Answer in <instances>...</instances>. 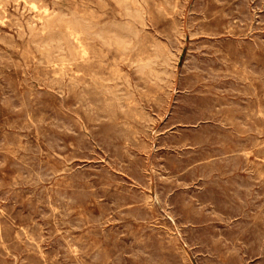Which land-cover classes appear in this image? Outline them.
Returning a JSON list of instances; mask_svg holds the SVG:
<instances>
[{
	"label": "rangeland",
	"instance_id": "374dc122",
	"mask_svg": "<svg viewBox=\"0 0 264 264\" xmlns=\"http://www.w3.org/2000/svg\"><path fill=\"white\" fill-rule=\"evenodd\" d=\"M15 1L0 0V264H264V0ZM71 21L86 28L83 55L65 26ZM107 28L110 36L97 32Z\"/></svg>",
	"mask_w": 264,
	"mask_h": 264
},
{
	"label": "bare ground",
	"instance_id": "6f19581e",
	"mask_svg": "<svg viewBox=\"0 0 264 264\" xmlns=\"http://www.w3.org/2000/svg\"><path fill=\"white\" fill-rule=\"evenodd\" d=\"M14 1H15V0H14ZM29 1L31 2V0H29ZM53 1H54V0H53ZM89 1H90V0H89ZM97 1H98V0H97ZM145 1H146V0H145ZM167 1H168V3L170 2L169 0H167ZM176 1H177V0H176ZM209 1H210V0H209ZM216 1H217V0H216ZM230 1H231V0H230ZM1 2H2V1H1ZM5 2H6V1H5ZM15 2H17V0H16ZM26 2H28V1H26ZM30 2H29V3H30ZM153 2H154V1H153ZM180 2H181V1H180ZM206 2H207V1H206ZM18 3H19V1H18ZM31 3H32V2H31ZM91 3H93V2L91 1ZM95 3H96V2H95ZM95 3H94V4H95ZM101 3H102V2H101ZM147 3H148V2H147ZM181 3H182V2H181ZM58 4H59V3H58ZM98 4H100V3H98ZM218 4H219V3H218ZM2 5H3V4H2ZM30 5H31V4H30ZM32 5H34V4H32ZM79 5H81V4H79ZM85 5H86V4H85ZM87 5H88V4H87ZM96 5H97V3H96ZM223 5H224V4H223ZM34 6L36 7V5H34ZM82 6H83V3H82ZM82 6H81V8L84 7V6H83V7H82ZM100 6H101V4H100ZM155 6H156V5H155ZM182 6H183V5H182ZM207 6H208V4H207ZM226 6H227V5H226ZM230 6H231V5H230ZM6 7H7V6H6ZM48 7H49V6H48ZM101 7H103L102 9L106 8V7H104V6H101ZM161 7H162V6H161ZM174 7H175V9H176V6H174ZM183 7H184V6H183ZM203 7H205V6H203ZM231 7H232V6H231ZM29 8H30V7H29ZM33 8H34V7H33ZM95 8H96V7H95ZM159 8H160V6H159ZM205 8H206V7H205ZM241 8H244V7H241ZM4 9H5V8H4ZM37 9H38V8H37ZM59 9H60V8H59ZM100 9H101V8H100ZM128 9H129V8H128ZM144 9H145V8H144ZM162 9H163V8H162ZM162 9H159L158 11H160V10H162ZM164 9H165V8H164ZM178 9H179V8H178ZM234 9H235V8H234ZM6 10H7V9H6ZM38 10H39V9H38ZM146 10H147V9H146ZM148 10H149V9H148ZM156 10H157V9H156ZM156 10H155V11H156ZM206 10H207V9H206ZM241 10H242V9H241ZM1 11H2V9H1ZM91 11H92V10H91ZM91 11L89 10L90 13H91ZM96 11H98V10H95V14H96ZM176 11H177V10H176ZM208 11H209V10H208ZM208 11H207V12H208ZM213 11H214V10H213ZM234 11H235V10H234ZM2 12H3V11H2ZM6 12H7V11H6ZM72 12H73V11H72ZM148 12H149V11H148ZM231 12H232V11H231ZM7 13H8V12H7ZM9 13H10V11H9ZM92 13H94V11H93ZM92 13H91V14H88V16H90V15H91V16H94V15H92ZM99 13H100V12H99ZM101 13H102V12H101ZM101 13L99 14L100 16H101ZM162 13H163V14H164V13L166 14V11H165V12H162ZM162 13H160V14H162ZM200 13H201V12H200ZM212 13H213V12H212ZM0 14H4V12H3V13H0ZM97 14H98V13H97ZM97 14H96V15H97ZM144 14H145V13H144ZM197 14H198V13H197ZM12 15H13V14H12ZM32 15H33V14H32ZM32 15H31V16H32ZM103 15H104V14H103ZM193 15H194V13H193ZM0 16L2 17V15H0ZM33 16H34V15H33ZM46 16H50V14H47ZM148 16H149V15H148ZM179 16H180V15H179ZM3 17H4V15H3ZM5 17H6V16H5ZM35 17H36V16H35ZM37 17H38V16H37ZM226 17H227V16H226ZM32 18H33V17H32ZM57 18H58V19H57L56 21H52V22H50V23H47L46 26L49 27V29H53V28H55V24H56V22L59 21V20H61L59 17H57ZM130 18H131V17H130ZM160 18H161V17H160ZM219 18H220V17H219ZM229 18H230V17H229ZM151 19H152V18H151ZM174 19H175V18H174ZM10 20H12V19H10ZM78 20H79V18H78ZM128 20H129V19H128ZM149 20H150V19H149ZM154 20H155V19H154ZM154 20H152V21H154ZM156 20H157V19H156ZM87 21H88V20H87ZM158 21H159V20H158ZM203 21H204V20H203ZM203 21H201V22H203ZM2 22H3V21H2ZM12 22H13V21H12ZM79 22H80V21H79ZM150 22H151V21H150ZM154 22H155V21H154ZM181 22H182V21H181ZM96 23H97V22H96ZM104 23H105V22H104ZM176 23H177V22H176ZM6 24H7V23H6ZM171 24H173V23H171ZM187 24H188V23H187ZM9 25H10V24H9ZM82 25H83V26H82ZM82 25L78 24V22H77V23L72 22V21H71V22H65V26H66V28H67V31L69 32V35L73 36V39H74L76 42H78V44H79V49H80V51H79V49H78V51L81 52V54L83 55V54L86 53V47H85V45L83 44V42L81 41L82 37H80L79 34H80L81 32H83L86 28L84 27V24H82ZM85 25H86V24H85ZM94 25H95V24H94ZM97 25H98V24H97ZM99 25H100V23H99ZM146 25H147V24H146ZM167 25H168V24H167ZM87 26H88V25H87ZM91 26H92V25H91ZM125 26H126V25H125ZM128 26H129V25H128ZM170 26H171V25H170ZM177 26H178V25H177ZM227 26H228V25H227ZM94 27H95V26H94ZM136 27H137V25H136ZM153 27H154V26H153ZM202 27H203V26H202ZM23 28H24V27H23ZM168 28H169V27H168ZM228 28H229V26H228ZM233 28H235V27H233ZM236 28H237V27H236ZM96 29H97V28H96ZM129 29H130V28H129ZM158 29H159V28H158ZM160 29H161V28H160ZM189 29H190V28H189ZM211 29H213V28H211ZM225 29H226V28H225ZM2 30H3V29H2ZM97 30H98V29H97ZM165 30H166V29H165ZM165 30H164V31H165ZM167 30H168V29H167ZM169 30H171V29H169ZM175 30H176V29H175ZM178 30H179V29H178ZM201 30H202V29H201ZM203 30H204V29H203ZM208 30H209V29H208ZM90 31H91V30H90ZM90 31H89V32H90ZM94 31H95V30H94ZM112 31H113L112 29H108V28H107V29H105L104 31H100V32L97 31V32H98L99 34H101V35H109V34L112 33ZM18 32H19V31H18ZM50 32H51V31H50ZM139 32H140V30H139ZM153 32H154V31H153ZM223 32H224V31H223ZM11 33H12V32H11ZM44 33H45V31H44ZM87 33H88V32H87ZM87 33H86V34H87ZM94 33H96V32H94ZM225 33H226V32H225ZM244 33H245V32H244ZM88 34H89V33H88ZM92 34H93V33H92ZM148 34H149V33H148ZM150 34H152V33H150ZM158 34H159V33H158ZM222 34H223V33H222ZM90 35H91V34H90ZM101 35H99V36L101 37ZM181 35H182V34H181ZM203 35H204V34H203ZM220 35H221V34H220ZM241 35H243V34H241ZM248 35H249V34H248ZM21 36H22V35H21ZM109 36H110V35H109ZM109 36H108V37H109ZM158 36H159V35H158ZM170 36H171V35H170ZM182 36H183V35H182ZM195 36H196V35H195ZM1 37H2V36H1ZM6 37H7V36H6ZM114 37H115V41H117L118 45H122V44L125 43L123 34L121 35V34H118V33H114ZM152 37H153V36H152ZM191 37H192V36H191ZM241 37H242V36H241ZM252 37H253V36H252ZM261 37H262V36H261ZM14 38H15V37H14ZM50 38H51V37H50ZM230 38H231V37H230ZM243 38H244V37H243ZM0 39H1V38H0ZM5 39H6V38H5ZM11 39H12V38H11ZM149 39H150V37H149ZM172 39H173V37H172ZM208 39H209V38H208ZM214 39H215V38H214ZM220 39H221V37H220ZM226 39H227V38H226ZM226 39H225V40H226ZM231 39H232V38H231ZM3 40H4V39H3ZM3 40H2V41H3ZM12 40H13V39H12ZM89 40H90V38H89ZM161 40H162V39H161ZM201 40H202V39H201ZM221 40H222V39H221ZM225 40H224V41H225ZM232 40H233V39H232ZM235 40H236V39H235ZM263 40H264V39H263ZM7 41H8V40H7ZM58 41H59V40H58ZM157 41L159 42V40H157ZM207 41H208V40H207ZM212 41H213V40H212ZM233 41H234V40H233ZM9 42H10V39H9ZM11 42H12V41H11ZM14 42H15V41H14ZM59 42H60V41H59ZM76 42H75V43H76ZM162 42H163V41H162ZM205 42H206V41H205ZM235 42H236V41H235ZM49 43H50V42H49ZM163 43H164V42H163ZM208 43H210V42H208ZM222 43H223V42H222ZM257 43H258V42H257ZM259 43H260V42H259ZM14 44H15V43H14ZM46 44H47V43H46ZM136 44H137V43H136ZM230 44H231V43H230ZM245 44H246V43H245ZM6 45H7V44H6ZM52 45H53V44H52ZM86 45H87V43H86ZM92 45H93V44H91L90 46H92ZM144 45H145V44H144ZM158 45H159V44H158ZM163 45H165V44H163ZM179 45H180V44H179ZM239 45H240V44H239ZM243 45H244V44H243ZM250 45H251V44H250ZM260 45H261V44H260ZM14 46H15V45H14ZM73 46H74V45H73ZM161 46H162V45H161ZM219 46H220V45H219ZM228 46H229V44H228ZM8 47H9V45H8ZM17 47H18V46H17ZM49 47H50V46H49ZM51 47H52V46H51ZM74 47H76V46H74ZM74 47H73V48H74ZM157 47H158V46H157ZM178 47H179V46H178ZM232 47H233V46H232ZM232 47H231V48H232ZM77 48H78V47H77ZM152 48H153V47H152ZM216 48H218V47H216ZM252 48H253V46H252ZM62 49H63V48H62ZM62 49H61V50H62ZM150 49H151V48H150ZM250 49H251V48H250ZM179 50H180V49H179ZM235 50H236V49H235ZM238 50H239V49H238ZM65 51H66V50H65ZM78 51H77V52H78ZM88 51H89V50H87V53H88ZM94 51H95V50H94ZM156 51H157V50H156ZM56 52H57V51H56ZM60 52H61V51H60ZM79 52H78V53H79ZM101 52H102V51H101ZM234 52H235V51H234ZM234 52H232V53H234ZM247 53H248V52H247ZM2 54H3V53H2ZM4 54H6V53H4ZM62 54H63V53H62ZM65 54H66V53H65ZM91 54H93V52H92ZM174 54H175V53H174ZM220 54H221V53H220ZM238 54H239V53H238ZM44 55H45V54H44ZM51 55L53 56V53H52ZM98 55H99V54H98ZM153 55H154V54H153ZM175 55H176V54H175ZM212 55H213V54H212ZM234 55H235V54H234ZM1 56H3V55H1ZM52 56H51V57H52ZM59 56H60V55H59ZM66 56H69V54H68V55L66 54ZM92 56H93V55H92ZM99 56H100V55H99ZM134 56H135V55H134ZM156 56H157V55H156ZM198 56H199V55H198ZM221 56H223V55H221ZM249 56H250V55H249ZM254 56H255V55H254ZM54 57H55V56H53V58H54ZM56 57H57V56H56ZM76 57H78V56H76ZM87 57H88V56H87ZM100 57H101V56H100ZM159 57H160V55L158 56V58H159ZM200 57H201V56H200ZM219 57H220V55H219ZM239 57H240V56H239ZM3 58H4V57H3ZM7 58H8V56H7ZM40 58H41V57H40ZM40 58H39V59H40ZM43 58H44V57H43ZM43 58H42V59H43ZM53 58H50L49 60H51V59L53 60ZM57 58H58V57H57ZM88 58H89V57H88ZM98 58H99V57H98ZM135 58H137V57H135ZM143 58H144V57H143ZM5 59H6V58H5ZM13 59H14V58H13ZM13 59H12V60H13ZM55 59H56V58H55ZM55 59H54V60H55ZM92 59H93V58H92ZM92 59H91V60H92ZM94 59H96V58H94ZM163 59H165V58H163ZM230 59H231V58H230ZM34 60H35V59H34ZM40 60H41V59H40ZM91 60H90V61H91ZM256 60H257V59H256ZM9 61H10V60H9ZM73 61H75V60H73ZM88 61H89V60H88ZM125 61H126V60H125ZM149 61H151V60L149 59ZM244 61H245V60H244ZM251 61H252V60H251ZM35 62H36V61H35ZM35 62H34V63H35ZM37 62H38V60H37ZM46 62H47V61H46ZM85 62H87V61H85ZM96 62H97V60H96ZM101 62H102V61H101ZM108 62H109V61H108ZM226 62H227V61H226ZM237 62H238V61H237ZM252 62H253V61H252ZM13 63H14V62H13ZM65 63H66V62H65ZM141 63H142V62H141ZM231 63H232V62H231ZM241 63H242V62H241ZM249 63H250V62H249ZM255 63H256V62H255ZM59 64H60V63H59ZM71 64H72V63H71ZM105 64H106V63H105ZM143 64H144V63H143ZM146 64H147V63H146ZM216 64H218V63H216ZM216 64H214V65H216ZM244 64H245V63H244ZM252 64H253V63H252ZM2 65H3V64H2ZM35 65H36V64H35ZM55 65H56V64H55ZM60 65H61V64H60ZM65 65H66V67H71L70 64H69V66H67L68 64H65ZM82 65H84V64H82ZM127 65H128V64H127ZM152 65H153V64H152ZM160 65H161V64H160ZM218 65H219V64H218ZM229 65H230V64H229ZM248 65H249V64H248ZM261 65H263V64H261ZM58 66H59V65H58ZM63 66H64V65H63ZM116 66H117V65H116ZM128 66H129V65H128ZM7 67H8V66H7ZM37 67H38V65H37ZM39 67H40V66H39ZM52 67H53V66H52ZM217 67H218V66H217ZM231 67H232V66H231ZM233 67H234V66H233ZM233 67H232V68H233ZM239 67H240V66H239ZM252 67H253V66H252ZM53 68H55V67H53ZM56 68H57V66H56ZM79 68H80V67H79ZM96 68H97V67H96ZM96 68H95V69H96ZM214 68H215V67H214ZM222 68H223V67H222ZM262 68H263V66H262ZM91 69H92V68H91ZM113 69H114V68H113ZM153 69H154V68H153ZM185 69H186V68H185ZM259 69H260V68H259ZM23 70H24V69H23ZM48 70H49V69H48ZM64 70H66V69L64 68ZM67 70H68V69H67ZM120 70H121V69H120ZM135 70H136V69H135ZM140 70H141V69H140ZM182 70H183V69H182ZM182 70H181V71H182ZM257 70H258V69H257ZM54 71H56V70L53 69V72H54ZM71 71H72V70H71ZM77 71H79V70H77ZM93 71H94V69H93ZM116 71H117V70H116ZM183 71H185V70H183ZM242 71H243V70H242ZM242 71H241V72H242ZM66 72H67V71H66ZM72 72H73V71H72ZM79 72H80V71H79ZM130 72H131V71H130ZM156 72H158V71L156 70ZM195 72H196V71H195ZM195 72H194V73H195ZM241 72H240V73H241ZM247 72H249V70H248ZM1 73H2V72H1ZM59 73H60V72H59ZM63 73H64V72H63ZM67 73H68V72H67ZM88 73H89V72H88ZM100 73H103V72H100ZM137 73H138V72H137ZM142 73H143V70H142ZM29 74H30V73H29ZM72 74H73V73H72ZM75 74H76V72H75ZM79 74H80V73H79ZM94 74H95V73H94ZM94 74H92L91 77H93ZM109 74H110V73H109ZM125 74H127V73H125ZM125 74H122V75H125ZM186 74H187V73H186ZM190 74H192V72H191ZM195 74H196V73H195ZM246 74H247V73H246ZM25 75H26V73H25ZM60 75H61V73H60ZM67 75H68V74H67ZM80 75H81V74H80ZM84 75H85V74H84ZM89 75H90V74H89ZM89 75H87V76H89ZM95 75H96V74H95ZM98 75L101 76L102 74H98ZM128 75H129V73H128ZM187 75H188V74H187ZM253 75H254V74H253ZM75 76H76V75H75ZM109 76H111V74H110ZM113 76H114V75H113ZM118 76H119V75H118ZM182 76H184V75H182ZM247 76H248V75H247ZM62 77H63V76H62ZM78 77H79V75H78ZM89 77H90V76H89ZM111 77H112V76H111ZM132 77H134V76L132 75ZM148 77H149V76H147L146 78H148ZM206 77H207V76H206ZM25 78H26V76H25ZM48 78H49V77H48ZM54 78H55V77H54ZM73 78H74V77H73ZM102 78H103V75H102ZM115 78H117V75L115 76ZM137 78H138V77H137ZM144 78H145V77H144ZM161 78H162V77H161ZM169 78H170V77H169ZM194 78H195V77H194ZM250 78H251V77H250ZM250 78H249V79H250ZM258 78H259V77H258ZM4 79H5V78H4ZM62 79H63V78H62ZM64 79H65V78H64ZM77 79H78V78H77ZM104 79H105V76H104ZM109 79H110V78H109ZM124 79H125V78H124ZM182 79H183V78H182ZM253 79H254V78H253ZM8 80H9V79H7V81H8ZM37 80H38V79H37ZM48 80H49V79H48ZM69 80H70V81H68V82H71L72 79L70 78ZM78 80H79V79H78ZM80 80H82V79H80ZM88 80H89V79H88ZM94 80H95V79H94ZM94 80H93V81H94ZM126 80H127V78H126ZM131 80H132V79H131ZM143 80H144V79H143ZM250 80H251V79H250ZM260 80H261V79H260ZM72 81H73V80H72ZM74 81H76V78L74 79ZM83 81H84V80H83ZM85 81H86V80H85ZM95 81H96V80H95ZM98 81H99V80H98ZM157 81H158V80H157ZM157 81H156V83H157ZM181 81H182V80H181ZM181 81H180V82H181ZM184 81H185V80H184ZM234 81H235V80H234ZM246 81H247V80H246ZM246 81H245V82H246ZM248 81H249V80H248ZM32 82H33V81H32ZM44 82H45V81H44ZM49 82H50V81H49ZM53 82H54V81H53ZM59 82H60V81H59ZM59 82H58V83H59ZM62 82H63V81H62ZM62 82H60V84H61ZM127 82H128V81H127ZM129 82H130V81H129ZM141 82H142V81H141ZM241 82H242V81H241ZM254 82H255V81H254ZM256 82H257V81H256ZM10 83H11V82H10ZM26 83H27V82H26ZM30 83H31V82H30ZM30 83H29V84H30ZM33 83H34V82H33ZM76 83H77V85H79V82H76ZM81 83H82V82H81ZM85 83H86V82H85ZM87 83H89V82H87ZM92 83H93V82H92ZM100 83H101V81H100ZM116 83L118 84L119 82H116ZM116 83H115V84H116ZM121 83H123V82H121ZM171 83H172V82H171ZM250 83H251V82H250ZM259 83H260V82H259ZM44 84H45V83H44ZM50 84H51V83H50ZM93 84H94V83H93ZM101 84L104 85L103 83H101ZM101 84H100V85H101ZM117 84H116V85H117ZM136 84H137V83H136ZM148 84H149V82H148ZM166 84H167V83H166ZM166 84H165V85H166ZM179 84H180V83H179ZM181 84H182V83H181ZM245 84H246V83H245ZM251 84H252V83H251ZM33 85H34V84H33ZM45 85H46V84H45ZM45 85H43V86H45ZM52 85H53V83H52ZM58 85H59V84H58ZM84 85H85V84H84ZM86 85H87V84H86ZM91 85H92V84H91ZM118 85H119V84H118ZM120 85H121V84H120ZM120 85H119V86H120ZM122 85H123V84H122ZM122 85H121V86H122ZM130 85H131V84H130ZM130 85H129V86H130ZM137 85H138V84H137ZM184 85H185V84H184ZM184 85H183V86H184ZM186 85H187V84H186ZM27 86H28V85H27ZM50 86H51V85H50ZM65 86H66V85H65ZM70 86H71V85H70ZM82 86H83V85H82ZM98 86H99V85H98ZM121 86H120V87H121ZM161 86H163V85H161ZM166 86H168V85H166ZM183 86H182V87H183ZM196 86H197V85H196ZM196 86H195V87H196ZM248 86H249V84H248ZM30 87H31V86H30ZM48 87H49V86H48ZM54 87H55V86H54ZM60 87H62V86H60ZM72 87H73V86H72ZM90 87H91V86H90ZM99 87H100V86H99ZM102 87H103V86H102ZM102 87H100V88H102ZM104 87H106V86H104ZM107 87H108V86H107ZM107 87H106V89H107ZM114 87H115V85H114ZM120 87H119V88H120ZM126 87H127V86H126ZM143 87H144V86H143ZM182 87H181V88H182ZM186 87H187V86H186ZM190 87H191V86H190ZM35 88H36V87H35ZM38 88H39V87H38ZM67 88H68V87H67ZM91 88H92V87H91ZM96 88H97V87H96ZM121 88H124V86L121 87ZM159 88H160V87H159ZM164 88H165V87H164ZM181 88H180V89H181ZM243 88H244V87H243ZM243 88H242V89H243ZM36 89H37V88H36ZM58 89H59V88H58ZM81 89H82V88H81ZM89 89H90V88H89ZM106 89L104 88L105 91H106ZM114 89H115V88H114ZM114 89H113V90H114ZM140 89H141V87H140ZM240 89H241V88H240ZM3 90H4V89H3ZM94 90H95V89H94ZM136 90H137V89H136ZM138 90H139V89H138ZM150 90H151V89H150ZM182 90H183V89H182ZM192 90H193V89H192ZM195 90H196V89H195ZM15 91H17V90H15ZM15 91H14V92H15ZM33 91H34V90H33ZM43 91H44V90H43ZM108 91H109V90H108ZM114 91H115V90H114ZM119 91H120V90H119ZM128 91H129V90H128ZM139 91H140V90H139ZM142 91H143V90H142ZM148 91H149V90H148ZM148 91H146V93H147ZM168 91H169V90H168ZM8 92H9V91H8ZM28 92H29V91H28ZM57 92H58V91H57ZM70 92H71V91H70ZM77 92H78V91H77ZM93 92H94V91H93ZM112 92H113V91H112ZM122 92H123V91H122ZM160 92H161V91H160ZM163 92H164V91H163ZM170 92H171V91H170ZM211 92H212V91H211ZM213 92H214V91H213ZM9 93H10V92H9ZM9 93H8V94H9ZM75 93H76V92H75ZM109 93L111 94V91H109ZM117 93H118V92H117ZM123 93H125V92H123ZM126 93H127V91H126ZM128 93H129V92H128ZM154 93H156V92H154ZM51 94H52V93H51ZM53 94H54V93H53ZM68 94H69V91H68ZM112 94H113V93H112ZM141 94H144V93L141 92ZM141 94H139V95H141ZM188 94H189V93H188ZM191 94H192V93H191ZM10 95H11V94H10ZM59 95H60V94H59ZM80 95H82V94L80 93ZM80 95H79V96H80ZM83 95H84V94H83ZM107 95H108V94H107ZM107 95H106V96H107ZM114 95H115V94H114ZM118 95H119V94H118ZM122 95H125V94H122ZM122 95H121V96H122ZM156 95H157V94H156ZM192 95H193V94H192ZM211 95H212V94H211ZM211 95H210V96H211ZM20 96H21V95H20ZM23 96H24V95H23ZM44 96H45V94H44ZM57 96H58V94H57ZM67 96H68V95H67ZM74 96H76V95H74ZM99 96H100V94H99ZM149 96H150V95H149ZM189 96H190V95H189ZM193 96H194V95H193ZM208 96H209V95H208ZM208 96H206V98H207ZM6 97H7V96H6ZM37 97H38V96H37ZM68 97H69V96H68ZM93 97H96V96H93ZM107 97L109 98V95H108ZM107 97H106V100L108 99ZM122 97H123V96H122ZM122 97H121V98H122ZM153 97H154V96H152V98H153ZM4 98H5V97H4ZM41 98H42V97H41ZM125 98H126V97H125ZM125 98L123 97L122 100H124ZM135 98H136V97H135ZM138 98H139V97H138ZM156 98H159V96L156 97ZM196 98H197V97H196ZM204 98H205V97H204ZM204 98H203V99H204ZM237 98H238V97H237ZM13 99H14V98H13ZM13 99H12V100H13ZM30 99H32V98H30ZM58 99H59V98H58ZM77 99H78V98H77ZM93 99H94V98H93ZM104 99H105V98H103V100H104ZM119 99H120V97H119ZM129 99H130V98H129ZM129 99L127 98V100H129ZM143 99H146V98H143ZM180 99H181V98H180ZM244 99H245V98H244ZM6 100H7V99H6ZM36 100H37V99H36ZM45 100H46V98H45ZM60 100H61V99H60ZM78 100H79V99H78ZM83 100H85V99H83ZM106 100H105V101H106ZM205 100H206V99H205ZM205 100H204V101H205ZM207 100H208V98H207ZM252 100H253V99H252ZM15 101H16V99H15ZM37 101H38V100H37ZM39 101H40V100H39ZM57 101H58V100H57ZM75 101H76V100H75ZM111 101H112V100H111ZM139 101H140V100H139ZM141 101H142V98H141ZM144 101H146V100H144ZM144 101H143V102H144ZM151 101H152V100H151ZM204 101H203V103H204ZM238 101H239V100H238ZM254 101H255V100H254ZM25 102H26V101H25ZM48 102H49V101H48ZM64 102H65V101H64ZM79 102H80V101H79ZM113 102H114V101H113ZM119 102H120V101H119ZM123 102H124V101H123ZM129 102H130V101H129ZM134 102H135V101H134ZM147 102H148V101H147ZM212 102H213V101H212ZM1 103H2V102H1ZM16 103H17V101H16ZM49 103H50V102H49ZM65 103H66V102H65ZM84 103H85V102H84ZM106 103L109 104V103H108V100H107ZM130 103H131V102H130ZM150 103H151V102H150ZM152 103H154V102H152ZM152 103H151V104H152ZM167 103H168V102H167ZM240 103H242V102L240 101ZM251 103H252V102H251ZM256 103H257V102H256ZM20 104H21V103H20ZM29 104H30V103H29ZM50 104H52V103H50ZM71 104H72V103H71ZM104 104H105V103H104ZM110 104H111V103H110ZM113 104H115V102H114ZM131 104L133 105V103H131ZM144 104H145V103H144ZM154 104H155V103H154ZM158 104H159V103H158ZM243 104H244V103H243ZM8 105H9V104H8ZM47 105H48V104H47ZM47 105H46V106H47ZM66 105H67V104H66ZM69 105H70V104H69ZM89 105H90V104H89ZM115 105H116V104H115ZM119 105H120V104H119ZM119 105H118V106H119ZM123 105H125V102H124ZM132 105H131V106H132ZM145 105H146V104H145ZM155 105H156V104H155ZM179 105H180V102H179ZM259 105H260V104H259ZM52 106H53V104H52ZM67 106H68V105H67ZM81 106H82V105H81ZM101 106H102V104H101ZM111 106H113V105H111ZM125 106H126V105H125ZM146 106H147V105H146ZM148 106H149V105H148ZM160 106H161V105H160ZM217 106H218V105H217ZM8 107H11V106H8ZM23 107H24V106H23ZM36 107H37V105H36ZM53 107H54V106H53ZM82 107H83V106H82ZM92 107H93V106H92ZM102 107H103V106H102ZM119 107H120V106H119ZM142 107H143V106H142ZM163 107H164V106H163ZM40 108H41V107H40ZM46 108H47V107H46ZM50 108H51V107H50ZM77 108H78V106H77ZM77 108H76V109H77ZM93 108H94V107H93ZM113 108H114V106H113ZM140 108H141V107H140ZM152 108H153V107H152ZM24 109H25V108H24ZM57 109H58V108H57ZM80 109H82V108L80 107ZM109 109H110V108H109ZM114 109H115V108H114ZM119 109H122V107L119 108ZM123 109H124V108H123ZM149 109H150V108H149ZM153 109H155V108H153ZM171 109H172V108H171ZM186 109H187V108H186ZM9 110H10V109H9ZM29 110H30V109H29ZM33 110H34V109H33ZM35 110H36V109H35ZM53 110H54V109H53ZM60 110H61V109H60ZM72 110H73V109H72ZM145 110H147V109H145ZM177 110H178V109H177ZM15 111H16V110H15ZM44 111H45V110H44ZM58 111H59V110H58ZM77 111H78V110H77ZM79 111H80V110H79ZM97 111H98V110H97ZM117 111H118V110H117ZM120 111H121V110H120ZM125 111H126V110H125ZM130 111H131V110H130ZM134 111H135V109H134ZM134 111H133V112H134ZM187 111H188V110H187ZM13 112H14V111H13ZM24 112H25V111H24ZM24 112H23V113H24ZM46 112H47V111H46ZM51 112H52V110H51ZM65 112H66V111H65ZM118 112H119V111H118ZM118 112H117V113H118ZM122 112H123V111H121L120 114H121ZM128 112H129V111H128ZM149 112H150V110H149ZM185 112H186V111H185ZM56 113H57V112H56ZM60 113H62V112H60ZM69 113H70V112H69ZM73 113H74V112H73ZM99 113H100V111H99ZM105 113H106V112H105ZM112 113H114V112H112ZM115 113H116V112H115ZM126 113H127V112H126ZM31 114H32V113H31ZM42 114H43V113H42ZM42 114H41V115H42ZM48 114H49V113H48ZM54 114H55V113H54ZM54 114H53V115H54ZM65 114H66V113H65ZM100 114H101V113H100ZM106 114H107V113H106ZM123 114H124V113H123ZM140 114H141V113H140ZM150 114H152V113H150ZM60 115H61V114H60ZM69 115H70V114H69ZM69 115H68V116H69ZM75 115H76V114H75ZM87 115H88V114H87ZM103 115H104V113H103ZM107 115H108V114H107ZM117 115H119V114H117ZM121 115H122V114H121ZM131 115H133V114H131ZM137 115L139 116V113H137ZM21 116H22V115H21ZM32 116H33V115H32ZM32 116H31V118H32ZM47 116H48V115H46V118H47ZM55 116H56V115H55ZM70 116H71V115H70ZM70 116H69V117H70ZM105 116H106V115H105ZM111 116H112V115H111ZM111 116H110V117H111ZM114 116H115V115H114ZM125 116H126V115H125ZM138 116H137V117H138ZM59 117H60V116H59ZM74 117H75V116H74ZM90 117L92 118V116H90ZM112 117H113V116H112ZM115 117H117V116H115ZM121 117H122V116H121ZM129 117H131V116L129 115ZM132 117L134 118L135 116H132ZM139 117H140V116H139ZM77 118H79V117H77ZM93 118H94V116H93ZM95 118H96V117H95ZM98 118H99V117H98ZM113 118H114V117H113ZM135 118H136V117H135ZM135 118H134V119H135ZM243 118H244V117H243ZM43 119H44V118H43ZM73 119H75V118H73ZM96 119H97V118H96ZM124 119H125V118H124ZM131 119H132V118H131ZM134 119H133V120H134ZM136 119H137V118H136ZM261 119H262V118H261ZM24 120H25V119H24ZM41 120H42V119H41ZM110 120H111V119H110ZM110 120H109V121H110ZM251 120H252V119H251ZM25 121H26V120H25ZM51 121H52V120H51ZM104 121H105V120H104ZM104 121H103V122H104ZM111 121H112V120H111ZM126 121H127V120H126ZM137 121H138V120H137ZM255 121H258V120H255ZM259 121H260V120H259ZM5 122H6V121H5ZM10 122H11V121H10ZM48 122H49V121H48ZM48 122H47V123H48ZM54 122H55V121H54ZM70 122H71V121H70ZM72 122H73V121H72ZM90 122H91V121H90ZM90 122H89V123H90ZM99 122H100V121H99ZM139 122H140V121H139ZM248 122H249V120H248ZM248 122H247V123H248ZM36 123H37V122H36ZM73 123H76V122H73ZM85 123H86V122H85ZM97 123H98V122H97ZM116 123H117V122H116ZM148 123H150V122H148ZM250 123H251V122H250ZM255 123L257 124V122H255ZM13 124H14V123H13ZM17 124H18V123H17ZM39 124H40V123H39ZM43 124H44V123H43ZM99 124H100V123H99ZM114 124H115V123H114ZM117 124H118V126H119L120 123H117ZM121 124H122V123H121ZM142 124H143V123H142ZM236 124H237V123H236ZM7 125H8V124H7ZM47 125L49 126V124H47ZM61 125H62V124H61ZM72 125H73V124H72ZM76 125H77V124H76ZM96 125H97V124H96ZM131 125H132V124H131ZM74 126H75V124H74ZM86 126H87V125H86ZM104 126H105V125H104ZM104 126H103V127H104ZM108 126H109V125H108ZM202 126H203V125H202ZM261 126H262V125H261ZM39 127H40V126H39ZM88 127H89V126H88ZM101 127H102V126H101ZM109 127H110V126H109ZM127 127H128V126H127ZM139 127H140V126H139ZM178 127H179V126H178ZM253 127H254V126H253ZM16 128H17V127H16ZM50 128H51V127H50ZM78 128L80 129V126H79ZM83 128H84V127H83ZM96 128H97V127H96ZM104 128H105V127H104ZM110 128H111V127H110ZM122 128H123V126H122ZM17 129H18V128H17ZM40 129H42V128H40ZM40 129H39V130H40ZM53 129H54V128H53ZM119 129H120V127H119ZM127 129H128V128H127ZM211 129H212V128H211ZM244 129H245V128H244ZM43 130H44V129H43ZM74 130H75V129H74ZM89 130H90V129H89ZM103 130H104V129H103ZM115 130H116V129H115ZM171 130H172V129H171ZM223 130H224V129H223ZM41 131H42V130H41ZM79 131H80V130H79ZM83 131H84V130H83ZM130 131H131V130H130ZM130 131H129V132H130ZM136 131H137V130H136ZM136 131H135V132H136ZM147 131H148V130H147ZM219 131H220V130H219ZM231 131H232V130H231ZM242 131H243V130H242ZM8 132H10V131H8ZM54 132H55V130H54ZM57 132H58V131H57ZM105 132H106V131H105ZM107 132H108V130H107ZM174 132H175V131H174ZM176 132H177V131H176ZM186 132H187V131H186ZM188 132L191 133L189 130H188ZM227 132H228V131H227ZM5 133H6V132H5ZM41 133H42V132H41ZM45 133H46V132H45ZM50 133H51V132H50ZM71 133H72V132H71ZM171 133H172V132H171ZM223 133H224V132H223ZM242 133H243V132H242ZM2 134H4V133H2ZM23 134H24V133H23ZM62 134H63V133H62ZM67 134H68V133H67ZM86 134H87V133H86ZM97 134H98V133H97ZM111 134H112V133H111ZM137 134H138V133H137ZM174 134H175V133H174ZM191 134H193V133H191ZM226 134H227V133H226ZM228 134H229V133H228ZM249 134H250V133H249ZM255 134H256V133H255ZM4 135H5V134H4ZM54 135H56V134H54ZM74 135H75V134H74ZM92 135H93V134H92ZM99 135H100V134H99ZM103 135H106V134L103 133ZM118 135H119V134H118ZM141 135H142V134H141ZM175 135H176V134H175ZM234 135H235V134H234ZM262 135H263V134H262ZM94 136H95V135H94ZM3 137H4V136H3ZM61 137H62V136H61ZM84 137H85V136H84ZM102 137H103V136H102ZM104 137H105V136H104ZM108 137H109V136H108ZM163 137H164V136H163ZM163 137H161V138H163ZM166 137H167V136H166ZM172 137H173V135H172ZM233 137H234V136H233ZM245 137H246V136H245ZM247 137H248V136H247ZM85 138H86V137H85ZM114 138H115V137H114ZM132 138H133V137H132ZM220 138H221V137H220ZM258 138H259V137H258ZM261 138H262V137H261ZM0 139H2V137H0ZM9 139H10V138H9ZM28 139H29V138H28ZM95 139H96V138H95ZM97 139H98V138H97ZM103 139H104V138H103ZM234 139H235V138H234ZM245 139H247V138H245ZM71 140H72V139H71ZM99 140H100V139H99ZM117 140H118V139H117ZM145 140H146V139H145ZM248 140H249V139H248ZM21 141H22V140H21ZM82 141H83V140H82ZM119 141H120V139H119ZM128 141H129V140H128ZM169 141H170V140H169ZM28 142H30V141H28ZM31 142H32V141H31ZM59 142H60V141H59ZM69 142H71V141H69ZM115 142H116V141H115ZM231 142H232V141H231ZM92 143H93V142H92ZM102 143H103V142H102ZM168 143H169V142H168ZM247 143H248V142H247ZM247 143H246V144H247ZM4 144H5V142H4ZM74 144H75V143H74ZM88 144H89V143H88ZM99 144H100V143H99ZM118 144H119V143H118ZM122 144H123V143H122ZM129 144H130V143H129ZM173 144H174V143H173ZM251 144H252V143H251ZM258 144H259V143H258ZM1 145H2V144H1ZM38 145H39V144H38ZM65 145H66V143H65ZM79 145H80V144H79ZM82 145H83V143H82ZM119 145H120V144H119ZM204 145H205V144H204ZM220 145H221V144H220ZM225 145H226V144H225ZM20 146H21V145H20ZM25 146H26V145H25ZM29 146H30V145H29ZM90 146H91V144H90ZM112 146H113V145H112ZM112 146H111V147H112ZM233 146H234V144H233ZM254 146H255V145H254ZM263 146H264V145H263ZM23 147H24V146H23ZM66 147H67V146H66ZM75 147H76V146H75ZM92 147H93V146H92ZM105 147H106V146H105ZM194 147H195V146H194ZM219 147H220V146H219ZM231 147H232V144H231ZM260 147H261V146H260ZM28 148H29V147H28ZM94 148H95V147H94ZM100 148H102V147H100ZM187 148H188V147H187ZM247 148H248V147H247ZM247 148H246V150H247ZM252 148H253V146H252ZM261 148H262V147H261ZM2 149H3V148H2ZM74 149H75V148H74ZM79 149H80V148H79ZM110 149H111V148H110ZM122 149H123V148H122ZM140 149H141V148H140ZM144 149H145V148H144ZM146 149H147V148H146ZM174 149H175V148H174ZM238 149H239V148H238ZM0 150H1V149H0ZM85 150H87V149H85ZM88 150H89V149H88ZM119 150H120V149H119ZM149 150H150V149H149ZM149 150H148V151H149ZM251 150H252V149H251ZM251 150H250V152H251ZM260 150H261V149H260ZM18 151H19V150H18ZM43 151H44V150H43ZM45 151H46V150H45ZM48 151H49V150H48ZM79 151H80V150H79ZM79 151H78V152H79ZM98 151H99V150H98ZM145 151H146V150H145ZM66 152H67V151H66ZM81 152H82V151H81ZM81 152H80V153H81ZM85 152H86V151H85ZM87 152H88V151H87ZM153 152H154V151H153ZM228 152H229V151H228ZM0 153H1V152H0ZM46 153H47V152H46ZM70 153H71V152H70ZM100 153H101V152H100ZM120 153H121V152H120ZM167 153H169V152H167ZM25 154H26V153H25ZM28 154H31V153H28ZM65 154H66V153H65ZM86 154H87V153H86ZM106 154H107V153H106ZM242 154H243V153H242ZM15 155H16V154H15ZM41 155H42V154H41ZM52 155H53V154H52ZM98 155H99V154H98ZM111 155H112V153H111ZM167 155H168V154H167ZM196 155H197V154H196ZM22 156H24V155H22ZM22 156H20V157H22ZM54 156H55V155H54ZM61 156H62V155H61ZM92 156H93V155H92ZM96 156H97V155H96ZM103 156H104V155H103ZM107 156H108V155H107ZM145 156H146V155H145ZM204 156H205V155H204ZM207 156H208V155H207ZM240 156H241V155H240ZM240 156H239V157H240ZM69 157H70V156H69ZM116 157H117V156H116ZM172 157H174V156H172ZM24 158H25V157H24ZM65 158H66V156H65ZM91 158H92V157H91ZM169 158H170V157H169ZM169 158H168V159H169ZM27 159H28V158H27ZM35 159H36V158H35ZM40 159H41V158H40ZM40 159H39V160H40ZM59 159H60V158H59ZM70 159H71V158H70ZM83 159H84V157H83ZM95 159H96V158H95ZM110 159H111V158H110ZM203 159H204V158H203ZM60 160H61V159H60ZM107 160H108V159H107ZM115 160H116V159H115ZM115 160H114V161H115ZM204 160H205V159H204ZM242 160H243V159H242ZM244 160H245V159H244ZM21 161H22V160H21ZM32 161H33V160H32ZM40 161H41V160H40ZM42 161H43V160H42ZM45 161H46V160H45ZM70 161H71V160H70ZM105 161H106V160H105ZM110 161H111V160H110ZM110 161H109V162H110ZM172 161H173V160H172ZM249 161H250V160H249ZM43 162H44V161H43ZM91 162H92V161H91ZM157 162H158V161H157ZM39 163H40V162H39ZM39 163H38V164H39ZM77 163H78V162H77ZM121 163H123V162H121ZM166 163H167V162H166ZM166 163H165V164H166ZM169 163H170V162H169ZM247 163H248V162H247ZM21 164H22V163H21ZM27 164H28V163H27ZM30 164H31V163H30ZM36 164H37V163H36ZM106 164H107V163H106ZM108 164H109V163H108ZM146 164H147V163H146ZM167 164H168V163H167ZM167 164H166V165H167ZM251 164H252V163H251ZM25 165H26V164H25ZM25 165H24V166H25ZM31 165H32V164H31ZM39 165H40V164H39ZM42 165H43V164H42ZM48 165H50V164H48ZM90 165H91V164H90ZM124 165H125V164H124ZM163 165H164V163H163ZM193 165H194V164H193ZM253 165H254V163H253ZM53 166H54V165H53ZM53 166H52V167H53ZM65 166H66V165H65ZM71 166H72V165H71ZM98 166H99V165H98ZM114 166H115V165H114ZM116 166H117V165H116ZM10 167H11V166H10ZM29 167H30V166H29ZM32 167H33V166H32ZM32 167H31V169H32ZM239 167H240V166H239ZM33 168H34V167H33ZM36 168H37V167H36ZM39 168H40V167H39ZM53 168H54V167H53ZM89 168H90V167H89ZM263 168H264V167H263ZM263 168H262V169H263ZM25 169H26V167H25ZM46 169H47V167H46ZM63 169H64V167H63ZM66 169H67V168H65V170H66ZM103 169H104V168H103ZM103 169H102V170H103ZM114 169H115V168H114ZM253 169H254V168H253ZM59 170H60V169H59ZM86 170H87V169H85V171H86ZM105 170H106V169H105ZM169 170H171V169H169ZM223 170H224V169H223ZM254 170H255V169H254ZM259 170H260V168H259ZM45 171H46V170H45ZM52 171H53V170H52ZM57 171H58V170H57ZM60 171H61V170H60ZM63 171H64V170H63ZM85 171H84V172H85ZM88 171H89V170H88ZM111 171H112V170H111ZM238 171H239V169H238ZM18 172H19V171H18ZM43 172H44V171H43ZM50 172H51V171H50ZM71 172H72V171H71ZM73 172H74V171H73ZM101 172H102V171H101ZM124 172H125V171H124ZM246 172H247V171H246ZM254 172H255V171H254ZM256 172H257V171H256ZM260 172H261V171H260ZM53 173H54V172H53ZM67 173H68V172H67ZM89 173H90V172H89ZM102 173H103V172H102ZM117 173H118V172H117ZM220 173H221V172H220ZM98 174H99V173H98ZM123 174H124V173H123ZM248 174H249V173H248ZM252 174H253V173H252ZM150 175H151V174H150ZM258 175H259V174H258ZM258 175H257V176H258ZM16 176H17V175H16ZM16 176H15V177H16ZM18 176H19V174H18ZM32 176H34V175H32ZM61 176H62V175H61ZM68 176H69V175H68ZM111 176H112V175H111ZM213 176H214V175H213ZM229 176H230V175H229ZM75 177H76V176H75ZM112 177H115V178H116V176H112ZM120 177H121V176H120ZM211 177H212V176H211ZM211 177H210V178H211ZM220 177H221V175H220ZM224 177H225V176H224ZM263 177H264V175H263ZM32 178H33V177H32ZM70 178H71V177H70ZM83 178H84V177H83ZM107 178L109 179V177H107ZM222 178H223V177H222ZM24 179H25V178H24ZM26 179H27V178H26ZM67 179H68V178H67ZM212 179H213V178H212ZM261 179H262V178H261ZM28 180H29V179H28ZM88 180H89V179H88ZM101 180H102V179H101ZM155 180H156V179H155ZM259 180H260V179H259ZM2 181H3V180H2ZM20 181H21V180H20ZM47 181H48V180H47ZM67 181H68V180H67ZM78 181H79V180H78ZM82 181H83V180H82ZM91 181H92V180H91ZM254 181H255V180H254ZM42 182H43V181H42ZM16 183H17V182H16ZM16 183H14V184H16ZM39 183H40V182H39ZM39 183H38V184H39ZM43 183H44V182H43ZM77 183H78V182H77ZM104 183H105V182H104ZM106 183H107V182H106ZM113 183H114V182H113ZM113 183H112V184H113ZM158 183H159V182H158ZM161 183H162V182H161ZM258 183H259V182H258ZM70 184H71V183H70ZM89 184H90V182H89ZM18 185H19V184H18ZM27 185H28V184H27ZM39 185H40V184H39ZM55 185H56V184H55ZM57 185H58V184H57ZM72 185H73V184H72ZM74 185H75V184H74ZM78 185H79V184H78ZM84 185H85V184H84ZM94 185H95V184H94ZM157 185H158V184H157ZM260 185H261V184H260ZM69 186H70V185H69ZM80 186H81V185H80ZM98 186H100V185H98ZM117 186H118V185H117ZM159 186H160V185H159ZM208 186H209V185H208ZM2 187H3V186H2ZM56 187H57V186H56ZM58 187H59V186H58ZM58 187H57V188H58ZM89 187H90V186H89ZM89 187H88V188H89ZM212 187H213V186H212ZM259 187H260V186H259ZM100 188H101V187H100ZM159 188H160V187H159ZM161 188H162V186H161ZM252 188H254V187H252ZM16 189H17V188H16ZM25 189H26V188H25ZM28 189H30V188H28ZM54 189H55V188H54ZM91 189H92V188H91ZM118 189H119V188H118ZM165 189H167V188H165ZM180 189H181V188H180ZM19 190H20V189H19ZM43 190H45V189H43ZM48 190H49V189H48ZM74 190H75V188H74ZM85 190H86V189H85ZM158 190H159V189H158ZM181 190H182V189H181ZM184 190H185V189H184ZM260 190H261V189H260ZM20 191H21V190H20ZM25 191H26V190H25ZM33 191H34V190H33ZM38 191H39V190H38ZM59 191H61V190H59ZM76 191H77V190H76ZM94 191H95V190H94ZM164 191H165V190H164ZM175 191H176V193H177V190H175ZM179 191H180V190H179ZM179 191H178V193H179ZM262 191H263V190H262ZM16 192H17V191H16ZM69 192H70V191H69ZM72 192H73V190H72ZM74 192H75V191H74ZM91 192H92V191H91ZM251 192H252V191H251ZM253 192H254V189H253ZM18 193H19V192H18ZM22 193H23V192H22ZM36 193H37V192H36ZM48 193H50V192H48ZM67 193H68V191H67ZM101 193H102V192H101ZM172 193H173V192H172ZM180 193H181V192H180ZM197 193H198V192H197ZM199 193H200V192H199ZM5 194H6V192H5ZM12 194H14V193H12ZM26 194H27V193H26ZM39 194H40V193H39ZM53 194H54V193H53ZM88 194H89V193H88ZM94 194H95V192H94ZM2 195H3V194H2ZM54 195H56V194H54ZM71 195H72V194H71ZM89 195H90V194H89ZM177 195H178V194H177ZM7 196H8V195H7ZM19 196H20V194H19ZM46 196H47V195H46ZM49 196H50V195H49ZM80 196H81V195H80ZM91 196H92V195H91ZM101 196H102V194H101ZM180 196H181V195H180ZM221 196H222V195H221ZM15 197H17V196H15ZM50 197H51V196H50ZM57 197H58V195H57ZM89 197H90V196H89ZM97 197H98V196H97ZM103 197H104V196H103ZM170 197H171V196H170ZM9 198H10V197H9ZM42 198H43V197H42ZM100 198H101V197H100ZM100 198H99V199H100ZM128 198H129V197H128ZM128 198H127V200H129ZM249 198H250V197H249ZM12 199H13V197H12ZM51 199H52V198H51ZM53 199H54V198H53ZM152 199H153V198H152ZM156 199H157V198H156ZM171 199H173V198H171ZM175 199H176V198H175ZM193 199H194V198H193ZM8 200H9V199H8ZM42 200H43V199H42ZM45 200H46V199H45ZM85 200H87V199H85ZM146 200H147V199H146ZM179 200H180V199H179ZM179 200H178V201H179ZM257 200H258V199H257ZM80 201H81V200H80ZM155 201H156V200H155ZM192 201H194V200H192ZM15 202H16V201H15ZM102 202H103V201H102ZM122 202H124V201H122ZM247 202H248V200H247ZM4 203H5V202H4ZM38 203H39V202H38ZM58 203H59V202H58ZM65 203H66V202H64V204H65ZM80 203H81V202H80ZM83 203H84V202H83ZM86 203H87V202H86ZM127 203H129V202H127ZM194 203H195V202H194ZM196 203H197V202H196ZM6 204H7V203H6ZM22 204H23V203H22ZM75 204H76V203H75ZM137 204H138V202H137ZM142 204H143V203H142ZM146 204H147V203H146ZM156 204H157V203H156ZM177 204H178V202H177ZM177 204H176V205H177ZM192 204H193V203H192ZM192 204H191V205H192ZM205 204H206V203H205ZM207 204H208V203H207ZM4 205H5V204H4ZM11 205H12V204H11ZM31 205H32V204H31ZM33 205H34V204H33ZM50 205H51V204H50ZM70 205H71V203H70ZM78 205H79V204H78ZM82 205H83V204H82ZM138 205H139V204H138ZM197 205H198V204H197ZM202 205H203V204H202ZM12 206H13V205H12ZM35 206H36V205H35ZM58 206H59V205H58ZM58 206H57V207H58ZM60 206H61V205H60ZM60 206H59V207H60ZM68 206H69V205H68ZM104 206H106V205H104ZM171 206H172V205H171ZM198 206H199V205H198ZM229 206H230V205H229ZM41 207H43V206H41ZM48 207H49V205H48ZM111 207H112V206H111ZM132 207H133V206H132ZM137 207H138V206H137ZM159 207H160V206H159ZM13 208H14V207H13ZM19 208H20V207H19ZM44 208H45V207H44ZM70 208H71V207H70ZM174 208H175V207H174ZM192 208H193V207H192ZM246 208H247V207H246ZM7 209H8V208H7ZM7 209H6V210H7ZM22 209H23V208H22ZM41 209H42V208H41ZM54 209H55V208H54ZM56 209H57V208H56ZM61 209H62V208H61ZM72 209H73V208H72ZM72 209H71V210H72ZM125 209H126V208H125ZM146 209H147V207H146ZM148 209H149V207H148ZM160 209H161V208H160ZM190 209H191V207H190ZM204 209H205V208H204ZM204 209H202V210H204ZM216 209H217V208H216ZM6 210H5V211H6ZM126 210H127V209H126ZM129 210H130V209H129ZM131 210H132V209H131ZM191 210H192V209H191ZM39 211H40V210H39ZM69 211H70V210H69ZM108 211H110V210H108ZM143 211H145V210H143ZM147 211H148V210H147ZM214 211H215V210H214ZM29 212H30V211H29ZM41 212H44V210L41 211ZM53 212H54V211H53ZM64 212H65V211H64ZM64 212H63V213H64ZM72 212H73V211H72ZM102 212H103V211H102ZM191 212H192V211H191ZM25 213H26V212H25ZM25 213H24V214H25ZM31 213H33V212H31ZM49 213H51V212H49ZM86 213H88V212H86ZM257 213H258V212H257ZM96 214H97V213H96ZM125 214H126V213H125ZM150 214H152V213L150 212ZM163 214H164V213H163ZM192 214H193V213H192ZM192 214H191V215H192ZM205 214H206V213H205ZM252 214H253V213H252ZM12 215H14V214H12ZM22 215H23V214H22ZM53 215H54V214H53ZM55 215H56V214H55ZM70 215H71V214H70ZM94 215H95V214H94ZM110 215H111V214H110ZM134 215H135V213H134ZM158 215H159V214H158ZM169 215H170V214H169ZM201 215H202V214H201ZM201 215H199V216H201ZM203 215H204V214H203ZM210 215H211V214H210ZM254 215H255V214H254ZM63 216H64V215H63ZM188 216H189V215H188ZM241 216H242V215H241ZM35 217H36V216H35ZM50 217H51V215H50ZM90 217H91V216H90ZM93 217H95V216H93ZM138 217H139V216H138ZM195 217H196V216H195ZM204 217H205V216H204ZM9 218H10V217H9ZM44 218H45V217H44ZM61 218H62V217H61ZM68 218H69V217H68ZM74 218H75V217H74ZM87 218H88V217H87ZM87 218H86V219L84 218L83 221L87 220ZM123 218H124V217H123ZM139 218H141V217H139ZM152 218H154V217H152ZM213 218H214V217H213ZM244 218H245V217H244ZM35 219H36V218H35ZM35 219H34V220H35ZM69 219H70V218H69ZM117 219H118V218H117ZM150 219H151V218H150ZM193 219H194V218H193ZM234 219H235V218H234ZM242 219H243V217H242ZM248 219H249V218H247V220H248ZM252 219H253V218H252ZM61 220H62V219H61ZM80 220H81V219H80ZM103 220H104V219H103ZM113 220H114V219H113ZM124 220H125V219H124ZM138 220H139V219H138ZM140 220H141V219H140ZM148 220H149V219H148ZM213 220H214V219H213ZM44 221H45V220H44ZM71 221H72V220H71ZM91 221H93V220H91ZM150 221H151V220H150ZM167 221H168V220H167ZM245 221H246V220H245ZM254 221H255V220H254ZM87 222H88V221H87ZM89 222H90V221H89ZM164 222H165V221H164ZM175 222H176V221H175ZM210 222H211V221H210ZM212 222H213V221H212ZM217 222H218V221H217ZM226 222H227V221H226ZM45 223H46V222H45ZM48 223H49V222H48ZM63 223H65V222H63ZM91 223H93V222H91ZM129 223H130V222H129ZM153 223H154V222H153ZM177 223H178V222H177ZM218 223H219V222H218ZM228 223H230V222H228ZM228 223H227V224H228ZM260 223H261V222H260ZM49 224H50V223H49ZM73 224H74V223H73ZM75 224H76V223H75ZM93 224H94V223H93ZM119 224H120V223H119ZM122 224H124V223H122ZM167 224H168V223H167ZM215 224H216V223H215ZM57 225H58V224H57ZM65 225H66V224H65ZM77 225H79V224L77 223ZM83 225H84V224H83ZM107 225H108V223H107ZM127 225H128V224H127ZM149 225H150V224H149ZM168 225H169V224H168ZM178 225H179V224H178ZM186 225H187V224H186ZM188 225H189V224H188ZM190 225H191V223H190ZM216 225H217V224H216ZM253 225H255V224H253ZM9 226H10V225H9ZM28 226H30V225H28ZM46 226H47V225H46ZM60 226H61V225H60ZM81 226H82V225H81ZM116 226H117V225H116ZM131 226H132V225H131ZM154 226H155V225H154ZM164 226H165V225H164ZM183 226H184V225H183ZM183 226H181V227H183ZM211 226H212V225H211ZM249 226H251V225H249ZM260 226H261V225H260ZM92 227H93V226H92ZM92 227H91V228H92ZM122 227L124 228V226H122ZM133 227H134V226H133ZM146 227H147V226H146ZM148 227H149V226H148ZM214 227H215V226H213V228H214ZM224 227H225V226H224ZM50 228H51V227H50ZM59 228H60V227H59ZM88 228H89V227H88ZM115 228H117V227H115ZM125 228H126V227H125ZM154 228H155V227H154ZM157 228H158V227H157ZM170 228H172V227H170ZM179 228H180V227H179ZM233 228H234V227H233ZM256 228H257V227H256ZM60 229H61V228H60ZM118 229H120V228H118ZM161 229H162V228H161ZM188 229H189V228H188ZM215 229H216V228H215ZM251 229H252V228H251ZM17 230H18V229H17ZM17 230H16V231H17ZM19 230H20V229H19ZM19 230H18V231H19ZM26 230H27V229H26ZM30 230H31V229H30ZM49 230H50V229H49ZM110 230H111V229H110ZM113 230H115V229H113ZM122 230H123V229H122ZM122 230H121V231L119 230V231L122 232ZM128 230H129V228L127 229V231H128ZM151 230H153V228H152ZM170 230H171V229H170ZM235 230H236V229H235ZM20 231H21V230H20ZM42 231H43V230H42ZM42 231H41L40 233H42ZM117 231H118V230H117ZM141 231H142V229H141ZM157 231H158V230H157ZM174 231H175V229H174ZM226 231H227V230H226ZM249 231L251 232V230H249ZM252 231H254V230H252ZM255 231H256V230H255ZM90 232H91V230H90ZM90 232H89V233H90ZM111 232H112V231H111ZM160 232H161V231H160ZM19 233H20V232H19ZM51 233H52V232H51ZM67 233H68V232H67ZM162 233H163V232H162ZM174 233H175V232H174ZM190 233H191V232H190ZM211 233H212V232H211ZM211 233H210V234H211ZM216 233H217V232H216ZM224 233H225V232H224ZM25 234H26V233H25ZM117 234H118V233H117ZM122 234H123V233H122ZM126 234H127V233H126ZM246 234H247V233H246ZM2 235H3V234H2ZM115 235H116V234H115ZM118 235H119V234H118ZM141 235H142V234H141ZM145 235H146V234H145ZM150 235H152V234H150ZM150 235H149V236H150ZM153 235H154V234H153ZM181 235H182V234H181ZM181 235H180V236H181ZM192 235H193V234H192ZM200 235H201V234H200ZM212 235H213V234H212ZM216 235H218V237H219V234H216ZM252 235H253V233H252ZM252 235H251V236H252ZM123 236H124V234H123ZM154 236H156V235H154ZM166 236H167V234H166ZM235 236H236V235H235ZM247 236H248V235H247ZM247 236H246V237H247ZM87 237H88V236H87ZM118 237H119V236H118ZM135 237H136V236H135ZM162 237H163V236H162ZM168 237H169V236H168ZM171 237H172V236H171ZM203 237H204V236H203ZM209 237H210V236H209ZM220 237H221V236H220ZM242 237H243V236H242ZM54 238H55V237H54ZM63 238H64V237H63ZM85 238H86V237H85ZM85 238H84V239H85ZM114 238H115V237H114ZM141 238H142V237H141ZM151 238H152V237H151ZM154 238H156V237H154ZM163 238H164V237H163ZM223 238H224V237H223ZM223 238H222V239H223ZM228 238H229V237H228ZM1 239H2V238H1ZM24 239H25V238H24ZM48 239H50V237H49ZM56 239H57V238H56ZM56 239H55V240H56ZM71 239H72V238H71ZM103 239H104V238H103ZM135 239H136V238H135ZM142 239H144V238H142ZM142 239H141V240H142ZM173 239H175V238H173ZM182 239H183V238H182ZM184 239H185V237H184ZM186 239H187V238H186ZM188 239H189V238H188ZM235 239L237 240V238H235ZM250 239H251V238H250ZM32 240H33V239H32ZM64 240H65V239H64ZM74 240H75V239H74ZM110 240H111V239H110ZM131 240H132V239H131ZM146 240H147V239H146ZM148 240H149V239H148ZM189 240H190V239H189ZM210 240H212V239L210 238ZM214 240H216V239H214ZM229 240H230V239H229ZM229 240H228V243H229ZM233 240H234V239H233ZM248 240H249V239H248ZM5 241H6V240H5ZM51 241H52V240H51ZM100 241H101V240H100ZM119 241H120V240H119ZM121 241H122V240H121ZM134 241H135V240H134ZM139 241H140V240H139ZM149 241H150V244H151V240H149ZM156 241H157V240H156ZM158 241H159V240H158ZM163 241H164V240H163ZM178 241H179V240H178ZM194 241H195V240H194ZM218 241H219V240H218ZM223 241H224V240H223ZM237 241H238V240H237ZM19 242H20V241H19ZM74 242H75V241H74ZM82 242H83V241H82ZM113 242H114V241H113ZM116 242H117V241H116ZM132 242H133V241H132ZM136 242H137V241H136ZM159 242H160V241H159ZM171 242H172V240H171ZM215 242H216V241H214V244H215ZM224 242H225V241H224ZM230 242H231V241H230ZM242 242H243V241H242ZM0 243H1V242H0ZM31 243H32V242H31ZM62 243H63V245H64V242H62ZM90 243H91V242H90ZM92 243H93V242H92ZM133 243H134V242H133ZM154 243H155V242H154ZM163 243H164V242H163ZM211 243H212V242H211ZM226 243H227V242H226ZM228 243H227V244H228ZM74 244H75V243H74ZM81 244H82V243H81ZM103 244H104V243H103ZM156 244H157V243H156ZM167 244H168V243H167ZM176 244H177V243H176ZM218 244H219V243H218ZM227 244H226V245H227ZM47 245H48V244H47ZM61 245H62V244H61ZM68 245H69V243L67 244V246H68ZM83 245H84V244H83ZM88 245H89V244H88ZM88 245H87V246H88ZM123 245H124V244H123ZM165 245H166V244H165ZM231 245H232V244H231ZM239 245H240V244H239ZM244 245H245V244H244ZM244 245H243V246H244ZM5 246H6V245H5ZM51 246H52V245H51ZM85 246H86V245H85ZM135 246H136V245H135ZM216 246H217V245H216ZM68 247H69V246H68ZM74 247H75V246H74ZM78 247H79V246H78ZM117 247H118V245H117ZM131 247H132V245H131ZM166 247H167V246H166ZM168 247H169V244H168ZM171 247H172V246H171ZM171 247H170V248H171ZM173 247H174V246H173ZM204 247H205V246H204ZM234 247H235V246H234ZM236 247H237V246H236ZM241 247H242V246H241ZM32 248H33V247H32ZM48 248H49V247H48ZM50 248H51V247H50ZM53 248H54V247H53ZM80 248H81V247H80ZM96 248H97V247H96ZM114 248H115V247H114ZM120 248H121V246H120ZM120 248H119V249H120ZM134 248H135V247H134ZM157 248H158V247H157ZM170 248H169V249H170ZM175 248H176V247H175ZM205 248H206V247H205ZM205 248H204V249H205ZM223 248H224V247H223ZM243 248H244V247H243ZM55 249H57V248L55 247ZM147 249H148V248H147ZM151 249H152V248H151ZM153 249H154V248H153ZM163 249H164V247H163ZM167 249H168V248H167ZM241 249H242V248H241ZM241 249H240V250H241ZM15 250H16V249H15ZM25 250H26V249H25ZM37 250H39V249H37ZM43 250H44V249H43ZM49 250H50V249H49ZM92 250L94 251V249H92ZM126 250H127V248H126ZM129 250H130V249H129ZM129 250H127V251H129ZM133 250H134V249H133ZM170 250H171V249H170ZM209 250H210V249H209ZM220 250H221V249H220ZM246 250H247V249H246ZM248 250H249V249H248ZM26 251H27V250H26ZM31 251H32V250H31ZM66 251H67V250H66ZM79 251H80V250H79ZM105 251H106V250H105ZM130 251H131V250H130ZM175 251H176V250H175ZM205 251H206V250H205ZM210 251H211V250H210ZM11 252H12V251H11ZM22 252H24V251H22ZM48 252H49V251H48ZM67 252H68V251H67ZM118 252H121V251H118ZM159 252H160V251H159ZM168 252H169V251H168ZM176 252H178V251H176ZM176 252H175V253H176ZM206 252H207V251H206ZM220 252H221V251H220ZM222 252H226V251H222ZM232 252H233V251H232ZM257 252H258V251H257ZM20 253H21V252H20ZM108 253H109V252H107V254H108ZM141 253H142V252H141ZM169 253H170V252H169ZM182 253H183V252H182ZM228 253H229V252H228ZM236 253H237V252H236ZM9 254H10V253H9ZM23 254H24V253H23ZM25 254H26V253H25ZM41 254H42V253H41ZM66 254H67V253H66ZM91 254H92V253H91ZM123 254H124V253H123ZM133 254H134V253H133ZM171 254H172V253H171ZM224 254H225V253H224ZM26 255H27V254H26ZM26 255H25V256H26ZM45 255H46V254H45ZM76 255H78V254H76ZM80 255H82V253H81ZM84 255H85V254H84ZM87 255H88V254H87ZM143 255H144V254H143ZM173 255H174V254H173ZM230 255H232V254H230ZM54 256H55V255H54ZM64 256H65V255H64ZM102 256H103V255H102ZM105 256H107V255H105ZM121 256H122V255H121ZM137 256H138V255H137ZM213 256H214V255H213ZM219 256H220V255H219ZM225 256H227V255H225ZM260 256H261V255H260ZM11 257H13V256H11ZM20 257H21V256H20ZM81 257H82V256H81ZM86 257H87V256H86ZM183 257H184V256H183ZM209 257H210V255H209ZM229 257H230V256H229ZM234 257H235V256H234ZM237 257H238V256H237ZM36 258H37V257H36ZM51 258H52V256H51ZM56 258H57V257H56ZM63 258H65V257H63ZM134 258H135V257H134ZM139 258H140V257H139ZM139 258H138V259H139ZM148 258H149V257H148ZM3 259H4V258H3ZM20 259H21V258H20ZM22 259H23V258H22ZM22 259H21V260H22ZM44 259H45V258H44ZM57 259H58V258H57ZM78 259H79V258H78ZM80 259H81V258H80ZM87 259H89V258H87ZM87 259H86V260H87ZM104 259H105V258H104ZM107 259H109V258H107ZM113 259H114V258H113ZM140 259H141V258H140ZM227 259H228V256H227ZM5 260H6V259H5ZM59 260H60V259H59ZM64 260H65V259H64ZM90 260H91V259H90ZM126 260H127V259H126ZM136 260H137V259H136ZM236 260H237V259H236ZM28 261H29V259H28ZM57 261H58V260H57ZM80 261H81V260H80ZM100 261H102V260H100ZM115 261H116V260H115ZM142 261H143V260H142ZM205 261H208V260H205ZM223 261H224V260H223ZM0 262H1V261H0ZM44 262H45V261H44ZM58 262H60V261H58ZM108 262H109V260H108ZM133 262H134V261H133ZM133 262H132V263H133ZM161 262H162V260H161ZM186 262H187V261H186ZM202 262H203V261H202ZM224 262H225V261H224ZM236 262H237V261H236ZM2 263H3V262H2ZM70 263H71V261H70ZM89 263H90V261H89ZM94 263H95V261H94ZM94 263H93V264H94ZM102 263H103V262H102ZM123 263H125V261H124ZM142 263H143V262H142ZM179 263H180V262H179ZM187 263H188V262H187ZM189 263H190V262H189ZM203 263H204V262H203ZM207 263H208V262H207ZM15 264H17V263H15ZM26 264H27V263H26ZM29 264H30V263H29ZM72 264H74V263H72ZM77 264H78V263H77ZM85 264H86V263H85ZM99 264H100V262H99ZM104 264H105V263H104ZM111 264H112V263H111ZM129 264H130V262H129ZM134 264H135V263H134ZM150 264H151V263H150ZM165 264H166V263H165ZM190 264H191V263H190ZM212 264H214V263H212ZM247 264H248V262H247Z\"/></svg>",
	"mask_w": 264,
	"mask_h": 264
}]
</instances>
